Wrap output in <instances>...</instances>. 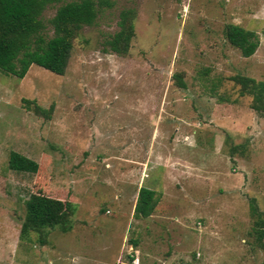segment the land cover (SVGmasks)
<instances>
[{
  "label": "rangeland",
  "instance_id": "rangeland-1",
  "mask_svg": "<svg viewBox=\"0 0 264 264\" xmlns=\"http://www.w3.org/2000/svg\"><path fill=\"white\" fill-rule=\"evenodd\" d=\"M110 1L63 75L0 70V264H264L251 211L255 199L264 217V116L233 80L264 81V0ZM125 7L136 35L119 55L105 41ZM231 23L257 32L252 56L227 39ZM12 151L38 171L11 169ZM142 186L159 196L146 218ZM34 192L76 205L45 245L20 239Z\"/></svg>",
  "mask_w": 264,
  "mask_h": 264
},
{
  "label": "trees",
  "instance_id": "trees-1",
  "mask_svg": "<svg viewBox=\"0 0 264 264\" xmlns=\"http://www.w3.org/2000/svg\"><path fill=\"white\" fill-rule=\"evenodd\" d=\"M56 5L55 14L49 19V27L44 14L47 9ZM111 5L110 0H0V70L22 79L30 67L36 64L55 74L63 75L75 39L84 27L93 26L97 22L101 7ZM136 16L135 7H125L120 11L119 29L106 39V51L119 55L129 53L136 35ZM49 29L52 35L49 34ZM225 34L244 57L252 56L260 45L256 31L238 24H228ZM233 80L241 86V95L253 96L251 107L264 116V81L245 75H235ZM177 83L185 86L181 76H178ZM40 110L44 111L42 108ZM9 167L16 171L35 173L39 164L34 159L12 151ZM158 202L157 191L142 186L134 215L143 218L151 216ZM25 210L20 239L30 241L35 233L41 245H45L48 243L50 229L60 228L63 232L72 229L76 205L67 199L34 192L27 199ZM251 211L256 217V240L264 248V217L255 199H252Z\"/></svg>",
  "mask_w": 264,
  "mask_h": 264
},
{
  "label": "crops",
  "instance_id": "crops-1",
  "mask_svg": "<svg viewBox=\"0 0 264 264\" xmlns=\"http://www.w3.org/2000/svg\"><path fill=\"white\" fill-rule=\"evenodd\" d=\"M139 193V192H138ZM138 198V197H137Z\"/></svg>",
  "mask_w": 264,
  "mask_h": 264
}]
</instances>
